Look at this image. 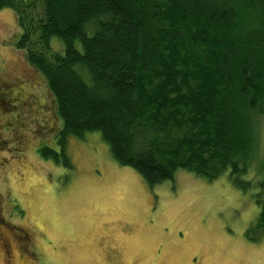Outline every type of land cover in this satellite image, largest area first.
<instances>
[{
    "label": "trees",
    "instance_id": "obj_1",
    "mask_svg": "<svg viewBox=\"0 0 264 264\" xmlns=\"http://www.w3.org/2000/svg\"><path fill=\"white\" fill-rule=\"evenodd\" d=\"M5 8L62 119L61 148L98 132L150 185L181 168L228 173L259 186L264 230V159L251 174L263 142L264 0H0ZM12 84H0L1 102Z\"/></svg>",
    "mask_w": 264,
    "mask_h": 264
},
{
    "label": "rangeland",
    "instance_id": "obj_2",
    "mask_svg": "<svg viewBox=\"0 0 264 264\" xmlns=\"http://www.w3.org/2000/svg\"><path fill=\"white\" fill-rule=\"evenodd\" d=\"M21 34L14 10L1 9L0 84L13 83L17 100L8 112L0 105V199L13 214L25 212L27 264H264L259 186L185 168L150 185L98 132L70 136L61 148L62 119L44 77L18 49ZM52 43L64 49L60 38ZM260 132L252 175L264 159V125Z\"/></svg>",
    "mask_w": 264,
    "mask_h": 264
},
{
    "label": "flooded vegetation",
    "instance_id": "obj_3",
    "mask_svg": "<svg viewBox=\"0 0 264 264\" xmlns=\"http://www.w3.org/2000/svg\"><path fill=\"white\" fill-rule=\"evenodd\" d=\"M7 90H10L9 97L4 102L0 100L2 108L7 110L5 112L14 107V100H17L16 97L11 99L12 86H8ZM1 203L0 199V264H27L33 257L29 246L33 238L28 221L25 222V212L20 214L17 208V213L13 214L7 202L5 205Z\"/></svg>",
    "mask_w": 264,
    "mask_h": 264
}]
</instances>
